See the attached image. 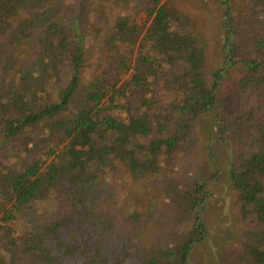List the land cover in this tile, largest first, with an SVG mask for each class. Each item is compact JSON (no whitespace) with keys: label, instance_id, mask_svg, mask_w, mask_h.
<instances>
[{"label":"trees","instance_id":"16d2710c","mask_svg":"<svg viewBox=\"0 0 264 264\" xmlns=\"http://www.w3.org/2000/svg\"><path fill=\"white\" fill-rule=\"evenodd\" d=\"M218 1V65L175 0H146L140 41L116 16L86 79L87 0H0V264H188L207 236L208 179L170 180V204L152 220L140 195L114 196L100 177L117 165L129 188L158 176L204 114L236 145L228 182L252 227L227 256L264 264V0ZM235 68L242 102L221 119L218 91ZM159 84L170 100L157 113Z\"/></svg>","mask_w":264,"mask_h":264},{"label":"rangeland","instance_id":"374dc122","mask_svg":"<svg viewBox=\"0 0 264 264\" xmlns=\"http://www.w3.org/2000/svg\"><path fill=\"white\" fill-rule=\"evenodd\" d=\"M87 2L89 4L86 11L87 28L83 31L86 68L82 73L86 75V79H89L96 72L97 65L101 63L99 59L101 41L111 30L116 16H125L138 26V41L148 27L149 21L144 12L147 7L146 0H131L121 7L118 3L113 4L112 0H87ZM175 2L181 10L189 13L203 27L201 31L208 55L214 58L218 65L221 60L223 36V10L219 1L175 0ZM91 24L94 27H91ZM131 53L128 56L132 59L138 55L137 45ZM121 54L119 55L122 56ZM240 74L239 68L231 71L218 91L221 119L231 120L240 107L242 98L237 92ZM154 89L156 93L153 101L157 104L152 106L151 111L159 113L167 107L170 99L167 98L166 91L160 84L154 86ZM168 126L172 131V123ZM235 149L236 145L232 141L219 139L212 116L204 114L196 120L190 137L185 138L180 144L171 165L164 164L158 176L141 181L137 187L129 188L128 179L125 178L121 166L117 165L118 170L105 171L100 177V182L104 187H109L110 194L114 196L121 191L125 194L128 190H133L132 195H140L144 201L141 210L152 220H159L160 212L170 204L168 196H163L170 180L178 183L184 181L186 185H189L193 181L208 179L206 202L202 212L203 220L206 222L207 236L192 249L188 264H234L227 253L237 250L242 242L241 233L252 228L250 218L246 220L241 218L234 193L228 182L229 162L235 155ZM42 206L39 205L37 208L51 209L48 202ZM37 210L41 212L44 209ZM25 214L27 215H20L17 224L31 219L33 211Z\"/></svg>","mask_w":264,"mask_h":264}]
</instances>
